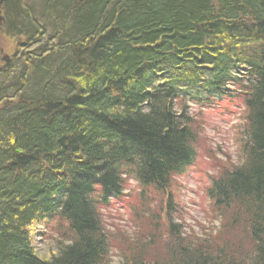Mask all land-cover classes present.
Listing matches in <instances>:
<instances>
[{
    "label": "trees",
    "instance_id": "1",
    "mask_svg": "<svg viewBox=\"0 0 264 264\" xmlns=\"http://www.w3.org/2000/svg\"><path fill=\"white\" fill-rule=\"evenodd\" d=\"M0 9L14 46L0 62V264H112L100 205L131 179L143 200L154 189L171 210L167 189L193 165L200 129L185 102L234 100L244 109L239 162L210 177L206 196L239 236L190 242L166 213L164 259L127 252L119 264H264V0H4ZM54 221L45 256L34 238Z\"/></svg>",
    "mask_w": 264,
    "mask_h": 264
},
{
    "label": "rangeland",
    "instance_id": "2",
    "mask_svg": "<svg viewBox=\"0 0 264 264\" xmlns=\"http://www.w3.org/2000/svg\"><path fill=\"white\" fill-rule=\"evenodd\" d=\"M0 13V17L4 16L1 9ZM1 22L0 62L4 63L5 59L9 62L14 46L3 34ZM185 103L189 115L197 120L200 129L193 165L174 175L167 189L172 202L171 210L159 208V205L164 206L166 197L154 189H147L143 200L141 189L131 179H127L126 190L121 197L113 198L108 205L99 207L103 227L109 237V261L112 264H119L127 252L141 254L148 251L144 256L150 261H162L164 246L169 242V229L164 218L166 213H170L173 223L190 242L201 244L206 241L210 247L221 246L222 242L231 243L239 236L234 229L225 227V217L230 216L222 217L214 210L207 199L206 188L210 177L222 168L236 166L239 162L240 137L237 130L242 123L243 106L238 100L218 102L212 109L192 101ZM39 232L40 236L34 238L35 246L42 255L48 256L53 252V244L58 237L57 221L40 227ZM242 245L244 249L249 247L245 238Z\"/></svg>",
    "mask_w": 264,
    "mask_h": 264
},
{
    "label": "water",
    "instance_id": "3",
    "mask_svg": "<svg viewBox=\"0 0 264 264\" xmlns=\"http://www.w3.org/2000/svg\"><path fill=\"white\" fill-rule=\"evenodd\" d=\"M4 0H0V5L2 4ZM0 21H1V18H0ZM5 62L7 61V59L4 60ZM8 62V61H7Z\"/></svg>",
    "mask_w": 264,
    "mask_h": 264
}]
</instances>
